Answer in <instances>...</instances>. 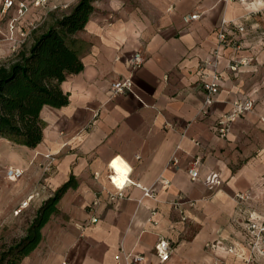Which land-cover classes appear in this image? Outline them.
<instances>
[{"label": "crops", "instance_id": "obj_1", "mask_svg": "<svg viewBox=\"0 0 264 264\" xmlns=\"http://www.w3.org/2000/svg\"><path fill=\"white\" fill-rule=\"evenodd\" d=\"M61 2L78 0L51 4ZM93 7L75 35L83 69L60 85L66 106L43 107L41 142L29 148L0 137V220L5 223L32 211L28 227L46 199L71 177L76 182L42 228L39 244L19 264H124L127 254H141L142 264H154L159 238L171 246L164 264H264V257L250 252L231 199L264 173V110L240 116L226 139L214 129L232 102L247 97L229 65L247 57L252 62L248 50L237 51L252 44L236 41L261 31L264 0H95ZM39 13L30 6L17 32L39 22ZM194 14L198 18L192 20ZM15 16L14 8L0 13V62L12 55L6 36ZM222 25L228 37L219 55L223 80L202 116L199 68L214 58ZM137 52L145 60L132 71L129 61ZM126 77L130 92L112 95L111 84ZM258 148L262 158L255 160L250 156ZM46 154L55 158L51 172L44 171ZM197 157L198 179L192 181L187 169ZM117 158L128 166L131 183L124 199L110 202L102 187L112 189L108 164ZM8 168L24 174L9 181ZM142 188L152 196L145 197ZM96 198L99 203L91 209ZM176 200L187 216L184 222L172 207ZM23 201L28 204L21 208Z\"/></svg>", "mask_w": 264, "mask_h": 264}, {"label": "trees", "instance_id": "obj_2", "mask_svg": "<svg viewBox=\"0 0 264 264\" xmlns=\"http://www.w3.org/2000/svg\"><path fill=\"white\" fill-rule=\"evenodd\" d=\"M95 0H78L73 9L53 16L44 27L38 25L13 57L0 63V137L35 148L42 140L44 106L61 108L68 96L60 88L70 74L83 69L81 42L75 35L82 31L93 12ZM74 178L62 184L36 211L25 235L1 248L0 264H19L41 240V230L59 212L58 203L66 191L75 187Z\"/></svg>", "mask_w": 264, "mask_h": 264}, {"label": "built area", "instance_id": "obj_3", "mask_svg": "<svg viewBox=\"0 0 264 264\" xmlns=\"http://www.w3.org/2000/svg\"><path fill=\"white\" fill-rule=\"evenodd\" d=\"M30 6L36 9L46 10V13L58 10L61 7L57 4L51 5L50 0H32L30 5H28L24 1L2 0L0 5V13L2 15H7V13L13 8L16 11V16L11 18L7 23L8 35L6 36V41L10 44L11 53L17 52L19 48L26 43L30 36V33L39 25V22H30L27 27L17 32L18 22L28 13ZM62 7L66 8L67 5H64ZM190 18L194 20L198 18V15L194 14ZM236 28L241 32L244 30V27L241 24L236 25ZM216 40L217 45L212 53L214 58L204 60L202 66L199 68V74L201 78L200 84L203 92V100L200 108V114L202 116L208 115L209 109L214 103L217 94L219 93L221 82L223 80V75L218 69V64L220 52L228 46V37L224 29V25H222V27L217 31ZM144 60L145 58L141 53H135L129 61L130 69L133 71L139 68L143 64ZM230 69L233 71L234 66H230ZM131 87L132 82L130 77L116 80L111 84L112 95L127 94L130 92ZM252 108L253 102L248 99L236 100L232 102L230 111L222 115L218 120H216L214 124V129L217 136L220 139H226L231 132L233 123L240 116L251 111ZM261 121L264 122V119L262 118ZM44 158L47 160V163L44 166V171L51 172L53 169L55 158L53 155L50 154L44 155ZM114 160L115 159H113L108 164L109 173L107 175V180L112 189L102 187V192L106 195L107 199L110 202H113L118 199H124L125 196L123 190L127 184L131 183L128 178V175L121 185H117L115 183L114 178H117L118 173L112 166ZM173 162L175 163L176 159H173ZM199 166L200 157H197L187 169V173L192 181L198 179ZM23 174L24 171L21 169L8 168L6 170V177L9 181H17L23 176ZM165 184H168V182L165 181ZM142 190L144 192L145 197L152 196L148 188H142ZM98 203V198H96L92 202L90 208L93 209V207L97 206ZM27 204V201H23L20 206L21 208H24L27 206ZM190 205L192 206L193 203H190ZM172 207L179 214L180 220L183 222L186 221L187 216L183 209L182 203L179 200H176L172 203ZM96 221V218H91L92 223H95ZM154 249L157 257V261L154 264H164L171 253V246L169 241L165 238H159ZM119 259L120 256L117 257V260ZM123 261L124 264H142L144 262V256L141 254H127L123 255Z\"/></svg>", "mask_w": 264, "mask_h": 264}, {"label": "rangeland", "instance_id": "obj_4", "mask_svg": "<svg viewBox=\"0 0 264 264\" xmlns=\"http://www.w3.org/2000/svg\"><path fill=\"white\" fill-rule=\"evenodd\" d=\"M50 3H52V0H50ZM75 3L61 2L57 4L61 6L60 9L47 13L46 10H40L39 15L41 19L39 26L44 24V27H46L51 22L53 16L59 17L69 13L77 4ZM64 5H67V7L63 8L62 6ZM260 23L262 25L261 31L258 30L252 33L248 36V39L241 38L236 41L237 43H241L246 40L252 44L250 47L243 45L244 47L237 48V51L248 50L252 62L247 57L246 59H241L239 62L233 60L229 65V68L230 66H234L233 71L237 73L236 79L241 82V89L247 95L246 99L253 102V108L249 112H254L258 109L264 110V20L260 21ZM27 44L26 49L31 45V40L27 41ZM255 45L258 48L252 50V46ZM12 57L13 55H10L7 58L10 59ZM258 142L260 143L261 141L259 140ZM261 154V148H258L256 151H253L250 157L259 160L262 158ZM254 167L252 166V170ZM231 199L237 203V212L244 223L242 228L246 234L247 246L250 252H256L264 257V173L256 180H252L245 191H239ZM31 215L32 211H27L22 215L13 217L7 223L4 220H0V250L25 235Z\"/></svg>", "mask_w": 264, "mask_h": 264}, {"label": "bare ground", "instance_id": "obj_5", "mask_svg": "<svg viewBox=\"0 0 264 264\" xmlns=\"http://www.w3.org/2000/svg\"><path fill=\"white\" fill-rule=\"evenodd\" d=\"M112 166L118 173V176L117 178H114V181L117 185H121L126 178L129 168L121 158L114 160Z\"/></svg>", "mask_w": 264, "mask_h": 264}]
</instances>
